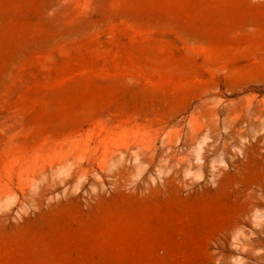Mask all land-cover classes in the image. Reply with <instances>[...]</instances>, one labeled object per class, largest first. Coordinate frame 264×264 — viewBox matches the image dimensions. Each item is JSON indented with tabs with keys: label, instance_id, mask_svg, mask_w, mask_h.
<instances>
[{
	"label": "rangeland",
	"instance_id": "rangeland-1",
	"mask_svg": "<svg viewBox=\"0 0 264 264\" xmlns=\"http://www.w3.org/2000/svg\"><path fill=\"white\" fill-rule=\"evenodd\" d=\"M263 208L264 0H0V264H264Z\"/></svg>",
	"mask_w": 264,
	"mask_h": 264
},
{
	"label": "bare ground",
	"instance_id": "bare-ground-1",
	"mask_svg": "<svg viewBox=\"0 0 264 264\" xmlns=\"http://www.w3.org/2000/svg\"><path fill=\"white\" fill-rule=\"evenodd\" d=\"M262 209V208H261ZM264 209V208H263ZM264 212V211H263ZM262 213V212H261ZM264 217V216H263ZM262 218V217H261ZM261 218H257V219H261ZM262 220V219H261ZM264 221V220H263Z\"/></svg>",
	"mask_w": 264,
	"mask_h": 264
}]
</instances>
